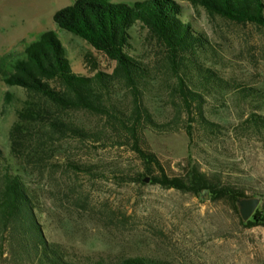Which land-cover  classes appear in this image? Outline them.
<instances>
[{
	"label": "rangeland",
	"instance_id": "rangeland-1",
	"mask_svg": "<svg viewBox=\"0 0 264 264\" xmlns=\"http://www.w3.org/2000/svg\"><path fill=\"white\" fill-rule=\"evenodd\" d=\"M74 1L0 0V57L13 56L5 69L42 32L56 29L75 71L94 74L91 58L113 71L114 60L58 28L55 12ZM174 1L208 39L198 60L213 76L206 79V71L194 67L180 72L194 91L189 105L163 46L142 23L133 27L131 53L151 70L144 104L156 121L171 125L145 128L149 146L169 175L197 177V190L152 182L131 146L115 144L106 117L59 111L7 84L0 72V180L6 166L21 176L43 234L68 260L95 264L143 256L172 264H264V222L254 217L264 212V126L243 124L253 113L264 117V28L213 14L192 0ZM132 100L125 86L116 87L113 101L120 108L129 109ZM200 114L216 129L204 126ZM56 115L91 134L54 131L47 123ZM18 122L22 131L13 135ZM251 197L260 203L244 219L239 201ZM3 237L0 264H41L20 263Z\"/></svg>",
	"mask_w": 264,
	"mask_h": 264
},
{
	"label": "trees",
	"instance_id": "trees-1",
	"mask_svg": "<svg viewBox=\"0 0 264 264\" xmlns=\"http://www.w3.org/2000/svg\"><path fill=\"white\" fill-rule=\"evenodd\" d=\"M209 12L229 19L253 23L264 28V0H192ZM54 20L59 29L71 32L89 42L97 51L116 62L113 71H105L93 60L96 72L82 74L73 68L68 49L56 29L42 32L24 48L22 55L14 57L10 68L5 69L12 53L0 57V72L9 85L27 89L34 95L51 102L59 111L83 109L107 118V124L118 146L129 145L143 161V175L154 183L185 190H197L199 179L191 181L171 176L157 154L151 150L144 130L148 126L166 130L169 123L156 121L143 102V86L151 78L147 65L132 55L133 27L142 23L165 50V56L175 69L183 97L191 101L193 90L185 84L182 70L196 69L208 79L213 75L201 66L198 56L208 44V39L194 28L189 19L182 17L174 0H144L135 2L113 0H75L58 9ZM125 86L133 96L129 109L120 108L114 101L115 89ZM194 99V98H193ZM32 107L21 111V119L28 116ZM200 122L216 129L213 123L200 114ZM264 126V117L251 114L243 124ZM56 132L87 137L91 132L62 116H54L47 123ZM18 122L14 129L21 132ZM168 130V129H167ZM16 141V139H15ZM2 149L0 148V157ZM202 180V179H201ZM201 188V187H200ZM258 222H264V212L254 213ZM8 239L13 256L20 263L38 261L41 264H80L68 260L49 242L34 214L26 183L19 174L6 166L0 180V238ZM3 244V243H2ZM95 264H172L152 257H125L111 262Z\"/></svg>",
	"mask_w": 264,
	"mask_h": 264
},
{
	"label": "water",
	"instance_id": "water-1",
	"mask_svg": "<svg viewBox=\"0 0 264 264\" xmlns=\"http://www.w3.org/2000/svg\"><path fill=\"white\" fill-rule=\"evenodd\" d=\"M240 209L244 219H249L255 212L260 203L259 197L243 198L240 199Z\"/></svg>",
	"mask_w": 264,
	"mask_h": 264
}]
</instances>
